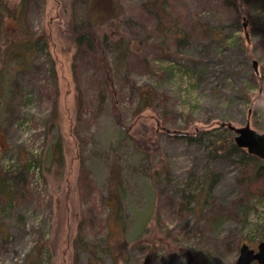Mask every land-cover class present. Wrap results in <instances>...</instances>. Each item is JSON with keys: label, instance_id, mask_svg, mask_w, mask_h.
<instances>
[{"label": "rangeland", "instance_id": "374dc122", "mask_svg": "<svg viewBox=\"0 0 264 264\" xmlns=\"http://www.w3.org/2000/svg\"><path fill=\"white\" fill-rule=\"evenodd\" d=\"M0 6L22 15L0 14V55L38 40L0 109V264H234L264 242V160L227 128L264 133V0Z\"/></svg>", "mask_w": 264, "mask_h": 264}, {"label": "trees", "instance_id": "16d2710c", "mask_svg": "<svg viewBox=\"0 0 264 264\" xmlns=\"http://www.w3.org/2000/svg\"><path fill=\"white\" fill-rule=\"evenodd\" d=\"M12 9H8L7 7L5 6H0V14L3 15V14H11ZM10 16H13L15 20H19L22 15L21 13H18V14H15L14 11L12 12V15ZM19 27V22H17V29ZM3 31L5 32L6 30L3 29ZM88 32H84V33H81L80 35H78L76 37V44L78 47L82 48L83 44H86L85 47H89L90 44L92 43L91 41L92 38L88 36ZM38 40L35 39V40H31V39H26V41H22L20 42V44L18 43H14V40L13 41H10V42H6V49L3 50V52L1 53L0 55V109L2 108L3 105H5V103L7 102L6 99H7V93L10 92V88L12 87L11 86V82L13 81V76L14 74L21 70L23 67H24V63L26 61H28L29 59H32L33 56H34V52L36 51V49H38ZM84 50V49H82ZM107 64L104 65V67L102 68V70L104 71L105 74H108V71H109V67L106 66ZM106 67H107V70H106ZM106 78L104 79L103 83L104 85H109ZM137 96L139 98V105H140V108H142V103L146 102V95H144L141 87H138V93H137ZM145 105V103H144ZM146 107V106H145ZM3 121H4V117L2 116V114L0 113V126H1V123L3 124ZM227 128H223L222 132H225ZM228 130V129H227ZM229 131V130H228ZM231 132V131H230ZM229 135H231V133L227 132ZM211 133L209 131H196L194 134L192 135H187V134H183V135H180L181 138H185L187 139L188 141L190 142H195V143H204V142H208L209 144H211V146L214 147V144H215V149L220 151L222 150V144L225 140H227V138H222L221 139H216V136H212L210 135ZM173 137H177V134L175 135H172ZM232 136V135H231ZM229 138V136H227ZM231 141V144H230V153L232 151H242L237 149V147L235 146V144L232 142V140L230 139ZM139 148V147H138ZM214 152H217V151H214ZM243 152V155L246 156L248 159H251V160H258V158L256 157H251V156H248L245 154L244 151ZM218 154H221V153H215L213 154V158H217L219 157L220 155ZM262 172H264V163L260 164H256V169H255V173L257 174H261ZM156 176H159V171L156 172L155 174ZM107 204H108V207H109V212H111V215H112V218H113V222H115V227L118 223L121 222V217H120V205L118 203V200L116 198V196L114 194H110L108 200H107Z\"/></svg>", "mask_w": 264, "mask_h": 264}, {"label": "water", "instance_id": "95a60500", "mask_svg": "<svg viewBox=\"0 0 264 264\" xmlns=\"http://www.w3.org/2000/svg\"><path fill=\"white\" fill-rule=\"evenodd\" d=\"M227 128L234 133V143L237 147L245 149L250 155L264 160V133H259L251 129L249 122L243 127H233L228 125ZM264 264V242L257 245L256 250L246 244L239 248V255L234 264Z\"/></svg>", "mask_w": 264, "mask_h": 264}]
</instances>
